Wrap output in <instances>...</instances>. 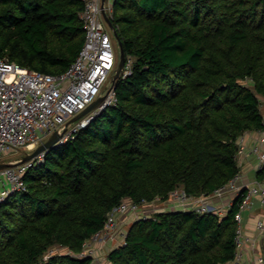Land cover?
<instances>
[{
    "label": "trees",
    "instance_id": "trees-1",
    "mask_svg": "<svg viewBox=\"0 0 264 264\" xmlns=\"http://www.w3.org/2000/svg\"><path fill=\"white\" fill-rule=\"evenodd\" d=\"M84 9L0 0V55L63 73L85 43ZM110 18L132 73L117 80V103L46 151L27 189L0 205V264H93L84 244L125 198L210 195L240 173V137L264 129V0H114ZM245 192L223 216L174 209L134 220L109 264L232 261Z\"/></svg>",
    "mask_w": 264,
    "mask_h": 264
},
{
    "label": "built area",
    "instance_id": "built-area-1",
    "mask_svg": "<svg viewBox=\"0 0 264 264\" xmlns=\"http://www.w3.org/2000/svg\"><path fill=\"white\" fill-rule=\"evenodd\" d=\"M113 3L114 0L105 3L103 0H85L82 13L85 43L78 58L63 73L55 75L31 70L0 55V160L11 149L29 146L36 149L56 131L63 133L61 142L73 138L100 111L117 103L112 76L118 66L119 55L115 52L114 33L104 17V8L109 14ZM131 65L132 60L129 59L122 77L132 73ZM101 96H105V100L98 109L77 122H71ZM259 133L251 147L247 146L244 135L240 137L237 159L245 155L256 156L261 170L264 166V129ZM45 153L0 170V205L11 195L27 189L24 176L44 160ZM240 175L207 196H190L179 188L170 193V197L183 209L218 213L217 208L209 203L211 197L223 198L230 193L238 196L246 189L236 214V256L226 264H240L242 261L243 255L239 250L242 245V211L253 205L255 198L264 204V182L244 188L237 184ZM153 202L138 203L125 198L109 212L105 227L86 241L80 255L95 258L96 242L114 243L115 246L126 244L128 230L123 228L120 218L128 216L133 222L163 211L156 210ZM258 227L264 230V222H259ZM257 264H264V255L257 257Z\"/></svg>",
    "mask_w": 264,
    "mask_h": 264
},
{
    "label": "crops",
    "instance_id": "crops-1",
    "mask_svg": "<svg viewBox=\"0 0 264 264\" xmlns=\"http://www.w3.org/2000/svg\"><path fill=\"white\" fill-rule=\"evenodd\" d=\"M259 134V131H249L244 134L248 147L252 146ZM238 164L241 169V178L237 182L239 186L246 188L253 186L257 182H264V175H259L258 173L261 170L256 156H241L238 158ZM235 198V194H227L221 200L220 198L219 200H214V206L218 208V212L222 210L227 213L230 209V203L234 202ZM259 222H264V204L255 198L253 205L242 211V245L239 250L242 252L243 257L240 264H257V257L264 255V230L259 229Z\"/></svg>",
    "mask_w": 264,
    "mask_h": 264
},
{
    "label": "rangeland",
    "instance_id": "rangeland-1",
    "mask_svg": "<svg viewBox=\"0 0 264 264\" xmlns=\"http://www.w3.org/2000/svg\"><path fill=\"white\" fill-rule=\"evenodd\" d=\"M109 16H110V12H109ZM113 41H114V44H115V52H116V54L119 55V53H120L119 44H118V41L115 38V36L113 37ZM262 110H263V113H264V103H262ZM34 151H35V149L32 146L23 147V148H17V149H11L10 151H8L2 157V159L0 160V162H5V163H18V162H21L22 160H24V158L27 155L33 153ZM179 189H183V188H179ZM229 199H231V197H229ZM214 200H219V198L218 197H211L209 199V203H211V204L214 205V202H215ZM220 200H221V198H220ZM152 206H154V208H156V210L159 209V210H163V211H165L167 209H171V210H174V209H183V207H180L177 204L176 200L174 198H171L170 196L166 200H163L161 198H156L154 200ZM216 214H218L219 216H223L224 214H226V212H224V211L221 210V212H218ZM120 220H121V222L123 224V228L125 230H128L129 226L132 223L131 218L130 217L128 218V216H124V217H121ZM104 243L96 242L94 244L95 246H96V244H98V246L95 247L96 254H95V258H94L95 261L93 260V264H109L108 254H109L111 248H113L115 246V244L114 243L113 244H110V243L104 244ZM52 252H54V253L55 252L56 253H67L68 250L57 246V247H54V249H53Z\"/></svg>",
    "mask_w": 264,
    "mask_h": 264
},
{
    "label": "water",
    "instance_id": "water-1",
    "mask_svg": "<svg viewBox=\"0 0 264 264\" xmlns=\"http://www.w3.org/2000/svg\"><path fill=\"white\" fill-rule=\"evenodd\" d=\"M107 0H103V2L105 3ZM104 17L105 20L107 22V24L109 25V27L111 28V30L114 33L115 38L118 41L119 44V49H120V53H119V62H118V66L115 70V73L112 76V83L115 84L116 86V82L117 80L121 77V75L124 72L125 69V64H126V52L123 48V43L116 31V29L114 28L111 18L107 12V10L104 8ZM105 100V96H101L99 97L97 100H95L92 104H90L86 109H84L83 111H81L78 115H76L75 117H73L71 119V122H77L81 119H83L84 117H86L87 115H89L90 113H92L93 111H95L96 109H98L102 103ZM63 138V133H60L58 131L54 132L50 138L45 141L44 143L40 144L33 153L27 155L23 161H28L34 157H36L38 154L42 153V152H46L48 150H50L51 148H53L56 145L61 144V140ZM16 163H5V162H0V170L7 168L9 166L15 165Z\"/></svg>",
    "mask_w": 264,
    "mask_h": 264
}]
</instances>
